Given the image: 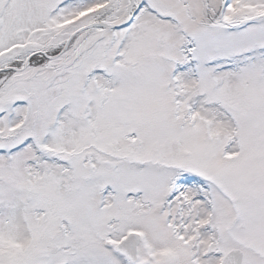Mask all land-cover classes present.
<instances>
[{
  "label": "snow or ice",
  "instance_id": "1",
  "mask_svg": "<svg viewBox=\"0 0 264 264\" xmlns=\"http://www.w3.org/2000/svg\"><path fill=\"white\" fill-rule=\"evenodd\" d=\"M0 264H264V0H0Z\"/></svg>",
  "mask_w": 264,
  "mask_h": 264
}]
</instances>
